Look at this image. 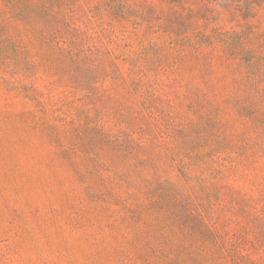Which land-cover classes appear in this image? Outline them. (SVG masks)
<instances>
[{"label": "rangeland", "instance_id": "rangeland-1", "mask_svg": "<svg viewBox=\"0 0 264 264\" xmlns=\"http://www.w3.org/2000/svg\"><path fill=\"white\" fill-rule=\"evenodd\" d=\"M261 1L0 0V264H264Z\"/></svg>", "mask_w": 264, "mask_h": 264}, {"label": "trees", "instance_id": "trees-1", "mask_svg": "<svg viewBox=\"0 0 264 264\" xmlns=\"http://www.w3.org/2000/svg\"><path fill=\"white\" fill-rule=\"evenodd\" d=\"M10 3H14L15 6L21 7L23 11H27L28 9H30L31 6H35L37 5L40 9V11L43 14H50L51 13V7L48 5L50 4V2L55 3V0H49L50 2L47 3L45 0H8ZM65 2H68V0H64ZM71 2V1H70ZM261 2H264V0H262ZM238 34L237 40H236V44L237 47H239L244 53L247 52L250 55H252V60L249 61L250 63V67L249 69L251 71L254 72V75L259 74V72L263 69V68H255L257 65L258 67L264 65V52H258L259 50L257 48H246L245 45V37H243V33H235ZM224 38H222L223 42L225 43L226 46L230 47L231 49L235 50L234 47L232 46V42H229L228 37L226 38V35L223 36ZM259 47L264 49V39L263 41L260 42ZM239 264V263H236Z\"/></svg>", "mask_w": 264, "mask_h": 264}]
</instances>
